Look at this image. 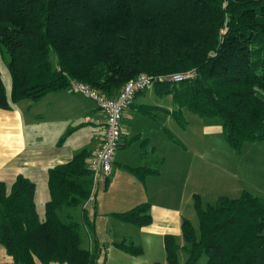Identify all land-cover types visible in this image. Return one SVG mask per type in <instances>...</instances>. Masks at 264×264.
Masks as SVG:
<instances>
[{
  "label": "trees",
  "instance_id": "16d2710c",
  "mask_svg": "<svg viewBox=\"0 0 264 264\" xmlns=\"http://www.w3.org/2000/svg\"><path fill=\"white\" fill-rule=\"evenodd\" d=\"M0 56L11 76L9 99L0 73V109L41 101L73 83L116 98L141 75L194 72L182 83L153 87L172 96L175 120L186 128L188 111L220 120L238 151L264 143V0H0ZM153 109L147 106L145 114ZM90 156L83 151L49 170L43 217L32 180L18 175L11 187L0 181V244L12 264H98L100 247L85 248L82 234L83 224L94 229L85 206L95 194ZM131 172L141 179L158 174L143 167ZM194 202L199 233L185 219L184 246L166 236L167 264H197L203 257L205 264H264V198L246 191L214 204L195 195ZM81 207L83 224L74 217ZM116 216L139 227L152 221L148 205Z\"/></svg>",
  "mask_w": 264,
  "mask_h": 264
},
{
  "label": "crops",
  "instance_id": "0c3cea01",
  "mask_svg": "<svg viewBox=\"0 0 264 264\" xmlns=\"http://www.w3.org/2000/svg\"><path fill=\"white\" fill-rule=\"evenodd\" d=\"M80 95L66 90L38 102L23 100L9 110L0 109V181L11 187L18 175L32 180L37 187L35 200L40 216L51 199L49 170L83 151L92 156L104 133L105 118L98 105ZM147 106L154 107L150 114H145ZM175 109L172 96H159L152 88L136 96L125 112V136L114 159L113 174L100 181L86 203L89 208L95 200L90 209L94 229L91 233L86 228L83 244L92 250L94 245L100 247L98 264H167L166 236H175L180 246L185 244L183 221L192 222L194 197L202 194L195 187L188 191V178L180 176L183 150L169 136L175 125L182 127L173 116ZM204 121L207 130L223 132L221 123ZM137 167L157 170L158 174L141 179L131 172ZM141 205L149 206L152 221L148 226L139 227L116 216ZM121 243L143 252L137 255L121 249L117 246ZM185 260L181 256V261Z\"/></svg>",
  "mask_w": 264,
  "mask_h": 264
},
{
  "label": "rangeland",
  "instance_id": "374dc122",
  "mask_svg": "<svg viewBox=\"0 0 264 264\" xmlns=\"http://www.w3.org/2000/svg\"><path fill=\"white\" fill-rule=\"evenodd\" d=\"M0 73L10 96L11 76L1 56ZM184 116L188 126L183 128L175 123L177 125H175L176 128H173V134L182 145L180 147L183 150L181 154L183 165L180 176L183 180L188 178L187 190H193L195 187L203 195L201 198L205 204H214L221 196L238 198L246 191L254 196L264 198V143H252L240 151L235 150L228 143L222 131L213 128L207 130L203 126L202 122L204 123L205 119L189 111L185 112ZM211 122L213 124L221 123L220 120ZM169 128L168 126L167 129ZM103 190V187L99 189L100 192ZM42 199V190L40 189L39 200L42 201ZM94 206L95 200L89 209ZM41 214L43 217L44 212ZM74 217L83 224L82 207L74 211ZM192 224L199 233V218L194 208H192ZM85 232L86 226L83 224V237ZM83 245L86 247V244ZM95 247L96 245L93 246V249ZM181 256L186 258L184 252H181ZM206 260V257H203L197 264H205ZM0 264H12L11 257L1 244Z\"/></svg>",
  "mask_w": 264,
  "mask_h": 264
},
{
  "label": "built area",
  "instance_id": "2783aa9c",
  "mask_svg": "<svg viewBox=\"0 0 264 264\" xmlns=\"http://www.w3.org/2000/svg\"><path fill=\"white\" fill-rule=\"evenodd\" d=\"M194 75V72L177 73L159 78L141 75L127 83L116 98H108L102 93L91 89L88 85L73 83L69 90L96 102L105 118L104 133L99 147L88 160V169L93 177L94 191H96L102 179H107L113 174L114 159L125 136L123 123L125 112L132 106L137 94L153 88L158 81L167 80L172 83H182L192 79Z\"/></svg>",
  "mask_w": 264,
  "mask_h": 264
}]
</instances>
